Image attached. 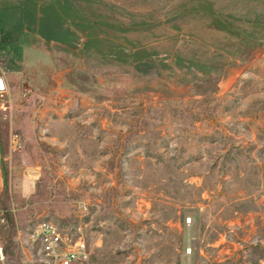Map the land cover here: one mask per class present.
Masks as SVG:
<instances>
[{"label":"rangeland","instance_id":"374dc122","mask_svg":"<svg viewBox=\"0 0 264 264\" xmlns=\"http://www.w3.org/2000/svg\"><path fill=\"white\" fill-rule=\"evenodd\" d=\"M70 1L88 46L0 36V264L43 220L82 264H264V0Z\"/></svg>","mask_w":264,"mask_h":264},{"label":"trees","instance_id":"16d2710c","mask_svg":"<svg viewBox=\"0 0 264 264\" xmlns=\"http://www.w3.org/2000/svg\"><path fill=\"white\" fill-rule=\"evenodd\" d=\"M25 29L65 44L73 43L81 34L86 38L85 46L96 39L91 21L70 0H14L0 7L1 44L23 40Z\"/></svg>","mask_w":264,"mask_h":264},{"label":"built area","instance_id":"2783aa9c","mask_svg":"<svg viewBox=\"0 0 264 264\" xmlns=\"http://www.w3.org/2000/svg\"><path fill=\"white\" fill-rule=\"evenodd\" d=\"M80 208L84 210L86 206L82 205ZM0 223H4L1 214ZM25 244L24 249H37L44 264H82L88 261L92 254V249L80 230L68 232L49 220L37 223L28 233ZM0 256L2 257L1 246Z\"/></svg>","mask_w":264,"mask_h":264},{"label":"bare ground","instance_id":"6f19581e","mask_svg":"<svg viewBox=\"0 0 264 264\" xmlns=\"http://www.w3.org/2000/svg\"><path fill=\"white\" fill-rule=\"evenodd\" d=\"M1 86L3 87V89H6L5 81L3 80V78L0 77V87H1ZM31 170H32V169H31ZM31 170H30V173H31L30 175L32 176V179H33V177H34L35 175L33 174V171H31ZM28 175H29V174H28ZM27 183H28V182H27Z\"/></svg>","mask_w":264,"mask_h":264},{"label":"water","instance_id":"95a60500","mask_svg":"<svg viewBox=\"0 0 264 264\" xmlns=\"http://www.w3.org/2000/svg\"><path fill=\"white\" fill-rule=\"evenodd\" d=\"M0 89H3V87L1 86Z\"/></svg>","mask_w":264,"mask_h":264}]
</instances>
